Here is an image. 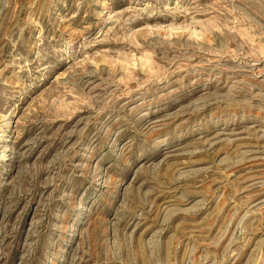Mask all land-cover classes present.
I'll return each instance as SVG.
<instances>
[{"label": "rangeland", "instance_id": "rangeland-1", "mask_svg": "<svg viewBox=\"0 0 264 264\" xmlns=\"http://www.w3.org/2000/svg\"><path fill=\"white\" fill-rule=\"evenodd\" d=\"M0 264H264V0H0Z\"/></svg>", "mask_w": 264, "mask_h": 264}]
</instances>
